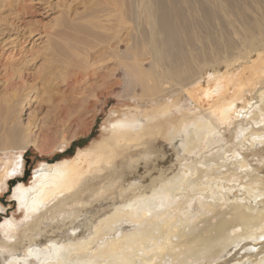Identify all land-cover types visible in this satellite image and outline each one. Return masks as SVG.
Masks as SVG:
<instances>
[{
  "label": "bare ground",
  "instance_id": "bare-ground-1",
  "mask_svg": "<svg viewBox=\"0 0 264 264\" xmlns=\"http://www.w3.org/2000/svg\"><path fill=\"white\" fill-rule=\"evenodd\" d=\"M97 1L99 16L84 20L86 25L76 29L93 38L98 36L105 44L99 47L102 55L95 64L89 63L87 56L73 64L71 57L69 67L75 69L66 72L70 75L66 87L78 92L87 84L94 92L99 87L110 91L121 88L129 96L137 91L140 92L138 103L143 107L134 116L113 122L105 130L108 135L98 145L77 152L75 158L60 165L48 161L33 172L32 187L17 188L15 197L25 210L26 221L19 227L10 223L2 230L0 264H30L32 258L34 264H194L214 252L216 240L211 238L214 225L206 233H202L205 229L202 227L195 231L190 222V205L195 202L202 205L204 216L197 225L200 228L212 220L209 214L219 212L214 199L223 204L229 200V190L233 188L204 184L202 172L193 162L201 160L213 141L221 140L220 127L224 124H228V132L243 136L241 141L247 143L251 153L264 149V116L259 111L248 110L239 116L235 114L237 100H226L204 114L195 107L187 109L185 105L189 102L184 97L175 99L176 93L183 95L200 71L215 63L219 67L210 75L215 82L209 94L222 96L229 86L241 94L246 88L264 83V0ZM19 8L26 10L29 6L24 1ZM93 26L100 34L87 29ZM75 39L71 38L72 42L79 39L78 42L87 44L85 39ZM245 42L250 46L242 47ZM73 48L74 45L69 47L72 56H77ZM56 51L60 56L64 52L59 45L55 46ZM252 56L260 59L256 82L244 84L235 80L233 69L251 62ZM146 58L150 59L148 63L144 61ZM228 61H232L230 69L225 68ZM2 71L5 91L32 88L26 78L18 75L11 82L14 72ZM222 71L226 75L216 80L214 76ZM24 75L28 77V73ZM93 79L97 80L94 85ZM166 90L172 91L168 95L175 96L173 101L157 102L155 98ZM16 97L15 93H0V152L5 157L0 170V189L8 177L20 173V160L9 154L30 135V128H21L13 112ZM260 101L264 104V96ZM250 113L253 123L242 118ZM168 122L171 126L165 124ZM50 129L39 126V137H48ZM155 145L170 147L172 156L183 153L178 156L180 162L184 161L182 173L163 172L164 168L157 162L159 158L152 152ZM134 154L136 157H132ZM237 163L234 169L248 171L244 172L245 182L237 184L243 187L242 194L229 204L234 210L233 225L238 230L229 235L225 245L244 244L245 249L250 246L258 249L251 255L254 259L240 258L234 264H264V245L250 243L264 235V181L254 175L257 170L252 169L254 165L249 168L244 161ZM122 169L127 172L119 178L129 176L122 182V197L113 199L103 216L98 217L97 212L89 214L90 196L86 194L95 186L94 180L96 183L109 175L105 177L108 182L113 173ZM191 176L194 179L190 180ZM232 181L238 183V179ZM173 207L182 209H175L174 214ZM259 255L262 256L258 258ZM230 263L224 259L219 264Z\"/></svg>",
  "mask_w": 264,
  "mask_h": 264
},
{
  "label": "rangeland",
  "instance_id": "rangeland-1",
  "mask_svg": "<svg viewBox=\"0 0 264 264\" xmlns=\"http://www.w3.org/2000/svg\"><path fill=\"white\" fill-rule=\"evenodd\" d=\"M24 1L29 8L20 10L19 6ZM99 10L100 5L97 0H0V93L9 95L15 93V97H17L14 101L13 112L17 114L21 128H30V135L25 139V143L13 149L9 154L12 158L19 159L22 167L20 173L8 177L4 186L1 185L0 242L4 239L2 230L8 224L12 223L19 227L26 221L24 220V218L26 219L25 210L19 205L18 198L15 196L19 187L28 189L33 186V172L35 170H38L43 164L48 163L50 160L60 165L64 160L67 161L75 158L77 152L93 148L98 145V142L106 138L108 132H105V130L106 128L109 129L113 122L117 121V119L123 120L128 116H134L143 107L141 103H138L140 98L138 95H140V92L137 91L136 94L129 96V93L126 94L121 88H115L114 91L106 89V91L100 89L102 87H99L96 89V92H94L95 90L90 89L92 86H88L87 84V86H84L83 90H81L82 92H78V90H71L72 87H66L67 83L70 84V75L67 73L71 72L73 69L69 67L71 64L68 63L71 57L73 64L79 60L83 61L86 56L88 57L87 60L89 63L95 64L102 55L99 47L105 44L100 42L98 36L94 38L86 34L85 36L83 33H78L76 29L83 26L84 20H93L99 16ZM87 29H92L97 35L100 34V30L96 29V26L92 28L87 27ZM74 37L77 39H85L87 44L83 45L81 42H78L79 39H75L77 42H72L71 38ZM69 44L74 45L73 49L77 50V56H72L69 49L71 45L69 46ZM57 45L65 52H62L64 55L62 54L60 56L57 51L55 52V46ZM248 46H250L248 42L242 44V47L247 48ZM8 49H10V52L7 51ZM4 57L7 58L8 61H6ZM144 61L148 63L150 59L146 58ZM250 61L251 62L246 64L242 63L239 67L233 69V73L236 75L234 76L235 80L237 78V80H241L244 84L256 82V67L259 65L260 59L256 56H252ZM226 63L228 65L225 68L230 69L232 61ZM148 66L149 65L146 64V67ZM218 67L219 64L215 63L200 71L191 84L185 88V92H182L183 95L179 92L176 93L178 96L175 94L177 98H175V96L172 98L168 95V93L172 91L166 90L162 93V96L159 95L155 99L157 102L164 104L173 101L174 98L178 99L179 96H182L189 102L185 105L187 109H194L195 107L199 112H204V114H208L207 112L219 107L221 101L237 100V113L235 114H239L240 116L244 111L253 110V112L259 111L264 116V104L260 101V98L264 96V91H262L264 90L262 87L264 83L262 85L258 83L253 88H246L241 94L236 93L232 88L233 86H229L222 96L209 94L215 82L210 75H212L213 70ZM2 69H6L8 72H14L11 78L12 80L9 81L13 82L16 76L19 75L22 79L26 78L29 86L32 88L25 91L17 90L16 92H14L13 89L5 91V85L3 84L4 72ZM18 71L19 74H17ZM27 73L28 77L24 75H27ZM226 73L227 72L222 71L220 75L214 76V78L216 80L221 79V75L225 76ZM96 82L97 80L95 81V79H93L91 83L93 84ZM100 90L105 91V93ZM188 91L190 93H188ZM186 94H188L189 97H187ZM218 97H220L221 100L216 101L215 98ZM250 107H252L251 110ZM251 114L252 113H250L249 116L243 115L242 118L253 123L250 119ZM233 121L235 122V119H233ZM165 124L171 126L170 122ZM165 124L163 129H166ZM39 126H43L44 130L48 128V126L52 128V130L50 129L47 133L48 137L45 135L47 138L39 137ZM170 126H168V128H170ZM220 128H222L220 131L221 140L218 142L212 140L215 143L208 148L210 151L206 149L205 152L207 153L201 157L200 161L193 162V166L202 172V179L204 178V180H201L203 183L205 182L204 184L208 186L225 185L233 189L229 190V200L224 201L223 204L214 199L213 203H217L216 208L219 209V212L209 214L212 220H207L204 223L202 222L203 226H200V228H198L199 226L197 225L201 223L198 222L199 219L204 216L202 213L204 212V210H202V205H199L197 202L190 205V222L193 224L194 229H196L195 231L205 228L202 233H206L209 228L214 225L211 238L216 240L214 252L207 254L202 260H199L200 262L197 261L194 264H219L224 259L230 260V264H234L235 261L240 258L242 260H247L248 258L254 259L251 255L256 254L258 250L251 246L245 249V247H243L244 244L231 246H226L225 244L229 240V235L238 230V227H236L235 224L233 225L234 210L229 207V204L242 194L241 189H243V187H241V185L237 186V184L245 182V178L243 177L247 175L244 174V172L248 171L244 168L242 171L234 168H237L238 161H244V165H249L247 166L249 168L254 165L252 169H257L254 175L264 181V149L260 150L257 147L260 151L251 153V151L246 148L248 146L247 143L241 141L243 136H235V131L233 133L228 132V124H224ZM225 146L227 147L225 148ZM169 148L163 145H155L152 152L156 154L153 153V155L159 158L157 162L160 163V168H164L163 172L167 170V172L165 171L166 173L173 174L179 170L178 173L180 174L184 169V161L180 162L178 156H183V153L178 156H172L173 154L169 152ZM221 148L224 149L222 150ZM215 151H219V155H216ZM257 154L261 158L258 157ZM236 155H239L238 158H235ZM249 155L251 157H249ZM132 157H136V155L134 154ZM190 157L191 156H189V158ZM4 158V154L0 152V170L3 168ZM127 158L128 157H126V159ZM212 168L217 170V172L212 170ZM123 172H127V170L122 169L121 171H116L112 175L110 174V181L108 182H106L107 179L105 180V177L109 175H104L101 180L97 181L101 183L100 186L99 183L96 182V184L94 180L95 186L92 190H89L91 194H86V196H90V203L87 209L89 210V214L97 212L98 217L103 216L109 211L108 209H110L113 199L122 197V182L125 178L127 179L129 177L125 176L123 179H120L119 177ZM189 179H194V176L189 177ZM234 179H238V183H233L232 180ZM233 184L235 185L233 186ZM184 202H186L185 199ZM100 204L105 206L100 208L102 207ZM177 208L178 207H173L172 211H175V209L176 211L182 209V207ZM100 209L105 210L103 211ZM176 211L174 214L177 213ZM259 237L256 238L257 240L254 239L250 243L252 245L255 243L264 245V243L261 242H264V235H259ZM245 254L250 255L246 256ZM261 256L262 255H259L258 258ZM232 257L234 258L232 259ZM30 260V264L36 262L33 258Z\"/></svg>",
  "mask_w": 264,
  "mask_h": 264
}]
</instances>
